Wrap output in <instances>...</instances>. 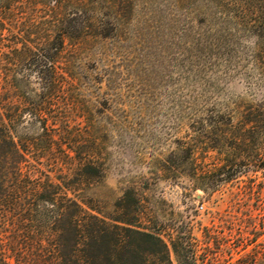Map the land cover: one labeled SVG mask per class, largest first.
<instances>
[{"label": "rangeland", "instance_id": "rangeland-1", "mask_svg": "<svg viewBox=\"0 0 264 264\" xmlns=\"http://www.w3.org/2000/svg\"><path fill=\"white\" fill-rule=\"evenodd\" d=\"M250 4L61 0L62 16L0 19V264H56L75 201L109 229L189 240L198 264H264V16L241 14Z\"/></svg>", "mask_w": 264, "mask_h": 264}, {"label": "trees", "instance_id": "trees-1", "mask_svg": "<svg viewBox=\"0 0 264 264\" xmlns=\"http://www.w3.org/2000/svg\"><path fill=\"white\" fill-rule=\"evenodd\" d=\"M255 1V5L250 4V7L242 9L241 14L264 16L262 0ZM60 3L61 0H0V19L11 22L14 20L15 12L21 11L23 6L33 11L35 8L43 7L44 10L50 11L51 17L55 18L59 14L62 16V13L57 12ZM57 20L56 22H58ZM55 26L52 25V27ZM28 27L36 26L34 23H29ZM47 30L50 31V29L44 28L31 29L27 31V34L41 33L43 35ZM64 36L71 35L65 31ZM40 38L49 39L45 36H40ZM258 167L264 169V163L262 165L260 163ZM42 190L48 192L46 188H42ZM52 194L55 192L51 191L48 196L41 197V200L46 204L53 205ZM71 209L75 213L74 219L72 216L67 218L66 225H61L56 236L59 254L56 264H172L170 252L176 257L177 264H198L193 245L183 237L169 236L166 241L158 229L137 225L130 219L118 220L123 225H115L109 229L103 217L84 210L76 201L73 202ZM78 211L80 213H77ZM67 233L71 235V245L66 238ZM76 251L79 253H75ZM115 258L118 261H115Z\"/></svg>", "mask_w": 264, "mask_h": 264}]
</instances>
